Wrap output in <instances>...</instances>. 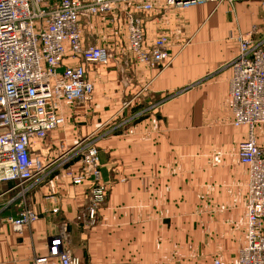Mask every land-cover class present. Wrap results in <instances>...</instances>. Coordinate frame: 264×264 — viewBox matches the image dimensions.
Instances as JSON below:
<instances>
[{
	"label": "crops",
	"instance_id": "obj_1",
	"mask_svg": "<svg viewBox=\"0 0 264 264\" xmlns=\"http://www.w3.org/2000/svg\"><path fill=\"white\" fill-rule=\"evenodd\" d=\"M133 14L143 45L167 37L170 63L148 67L130 54L106 66L65 58V66L83 65L90 98L64 102L63 124L30 147L31 158L43 164L78 139L94 141L106 186L95 223H87L85 211L91 184H74L66 173L77 160L69 168L57 160L23 194L2 182L0 264H29L46 254L48 237L62 234L79 264H212L217 251L220 264H236L245 202L236 187L245 175L235 148L246 126L232 124L228 62L238 35L263 37L264 0H205L186 8L154 0L149 11ZM106 18L92 21L83 39L117 53L125 38ZM254 134L264 148V124ZM25 207L39 218L15 231L7 220ZM236 219L242 236L232 229Z\"/></svg>",
	"mask_w": 264,
	"mask_h": 264
},
{
	"label": "built area",
	"instance_id": "obj_2",
	"mask_svg": "<svg viewBox=\"0 0 264 264\" xmlns=\"http://www.w3.org/2000/svg\"><path fill=\"white\" fill-rule=\"evenodd\" d=\"M205 0H163L166 6L186 8ZM220 2L222 0H209ZM231 1V0H227ZM154 0H0V183L11 181L23 194L28 182L50 172L60 159L68 166L77 160V169L66 172L74 184L88 181L87 223L96 221L106 186L100 178L99 152L91 140L78 139L62 149L58 159L38 163L30 156L35 139L64 122L63 103H83L90 98L92 84L83 65H63L65 58L106 66L130 54L148 67H165L171 61L167 37L159 35L147 47L134 10L149 11ZM115 34H123L125 46L117 53L105 45L84 42V30L103 22ZM238 49L228 62L231 76L228 97L232 124L246 126V136L236 147V160L247 169L244 202V242L238 248L236 264H264V148L255 142L254 127L264 124V35L254 39L248 32L237 36ZM43 174L41 177L40 174ZM27 183V186L25 184ZM57 211V208H53ZM39 218L23 208L7 221L15 231ZM67 236L47 239L44 255L29 264H79L65 248ZM122 264V263H119ZM212 264H220L213 259Z\"/></svg>",
	"mask_w": 264,
	"mask_h": 264
},
{
	"label": "rangeland",
	"instance_id": "obj_3",
	"mask_svg": "<svg viewBox=\"0 0 264 264\" xmlns=\"http://www.w3.org/2000/svg\"><path fill=\"white\" fill-rule=\"evenodd\" d=\"M235 152H236V148H235ZM234 158H235V155H234ZM243 166V165H242ZM244 168V175H245V180L243 181V183L241 184L240 187H236V195H239V191L242 195V198L244 199L245 196H246V188H247V182H248V173H247V169L246 167H243ZM238 186V185H237ZM239 189V190H238ZM207 192H205V195H206ZM207 196V195H206ZM221 204V203H220ZM220 204H217L215 205V212H216V209H218L217 206H220ZM203 205H204V213H207V208L209 206V202L206 200V197L204 199V202H203ZM232 224H234V226H232V229H235V231H239L241 236H242V232H243V225H242V222L239 220V219H236L235 222H233ZM241 242H242V238H241ZM240 242V244H241ZM222 251H217L215 252V259H218V261L221 263L220 261V258L219 256H217L218 254H220Z\"/></svg>",
	"mask_w": 264,
	"mask_h": 264
}]
</instances>
